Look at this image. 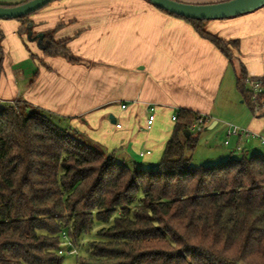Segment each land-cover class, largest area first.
<instances>
[{
  "label": "trees",
  "instance_id": "1",
  "mask_svg": "<svg viewBox=\"0 0 264 264\" xmlns=\"http://www.w3.org/2000/svg\"><path fill=\"white\" fill-rule=\"evenodd\" d=\"M159 9L232 62L238 40ZM29 15L16 18L22 30ZM59 26L35 40L55 42ZM248 77L242 69L237 85L251 103ZM200 116L179 109L158 165L144 168L79 140L52 112L0 101V264H63L71 249L83 252L77 264H264V152L242 147L195 164Z\"/></svg>",
  "mask_w": 264,
  "mask_h": 264
},
{
  "label": "crops",
  "instance_id": "2",
  "mask_svg": "<svg viewBox=\"0 0 264 264\" xmlns=\"http://www.w3.org/2000/svg\"><path fill=\"white\" fill-rule=\"evenodd\" d=\"M231 18L206 26L226 40H238V46H231L230 63L188 21L148 0H54L30 19L40 35L60 25L55 42L32 40L25 33L24 40L8 42L9 52L5 42L4 52L18 66L5 63L0 70V101L22 99L52 112L87 143L131 166L158 165L176 125L172 114L181 108L208 116L200 131L222 124L223 146L209 142L211 148L229 152L227 156L242 147L261 151L264 107L258 115L244 107L237 80L244 69L247 76L264 81V6ZM149 104L157 106L150 130ZM228 123L260 137H228ZM146 150L151 153L141 156Z\"/></svg>",
  "mask_w": 264,
  "mask_h": 264
},
{
  "label": "water",
  "instance_id": "3",
  "mask_svg": "<svg viewBox=\"0 0 264 264\" xmlns=\"http://www.w3.org/2000/svg\"><path fill=\"white\" fill-rule=\"evenodd\" d=\"M54 0H26L22 3L0 5L1 19H16L35 12ZM167 12L191 19L217 20L253 12L264 6V0H226L215 3H188L181 0H148ZM189 135L190 131H186Z\"/></svg>",
  "mask_w": 264,
  "mask_h": 264
},
{
  "label": "rangeland",
  "instance_id": "4",
  "mask_svg": "<svg viewBox=\"0 0 264 264\" xmlns=\"http://www.w3.org/2000/svg\"><path fill=\"white\" fill-rule=\"evenodd\" d=\"M26 1V0H25ZM34 13L29 15V19L31 20L30 17L33 16ZM242 16V15H241ZM226 19H222V20H227ZM8 20V21H5ZM229 20H233L232 18H229ZM8 22V23H7ZM14 22H20L18 19H0V31L2 32V38L0 39V44H1V48H0V61L1 59L3 60V63L1 65L2 69L5 63H8L10 65L15 66L17 68L18 65L14 64V62L12 61L11 56L8 54H6V52H4L5 50V42L7 43V51L9 52L8 49V42L10 40H24V34L27 33L28 35H30V39L35 40V38L39 35V30H36L35 24H28L27 26H29V30H22V24H20V26H18L16 24V26L12 25L15 24ZM209 22H212V20H209ZM232 22V21H231ZM64 33H66L64 31ZM61 36V31L59 32V34L57 35V37ZM11 60V61H10ZM33 62V61H31ZM28 63V62H26ZM25 63V65H26ZM0 67V70H1ZM2 71V70H1ZM245 99V98H244ZM18 99L15 100H10L11 103H15L17 102ZM243 106L248 108V110L250 109V111H252V107H251V103L248 100H245V102L243 103ZM65 122V120H64ZM63 125H65V123H63ZM206 126V125H205ZM221 126L222 124H220L218 127L214 128V129H206V127H204L199 134V143L197 145V148L195 149V156H194V160L193 162L195 164H201V163H215L218 162L222 159H225L226 157H228L227 155L229 154V152L227 154H224L223 151L221 149H216V148H220L221 142H223V138H224V134L221 131ZM72 134H74V132H71ZM227 133V132H226ZM77 138L79 140H83L84 142L86 140H84V137L79 133L77 135ZM228 138V137H227ZM209 142H211L212 146H218V147H213L211 148V144H209ZM262 148V152H264V146L261 147ZM254 150V149H252ZM251 151V150H250ZM78 252L83 253L82 250L77 249ZM65 261L63 264H77V254L76 253H68L67 251L65 252Z\"/></svg>",
  "mask_w": 264,
  "mask_h": 264
},
{
  "label": "built area",
  "instance_id": "5",
  "mask_svg": "<svg viewBox=\"0 0 264 264\" xmlns=\"http://www.w3.org/2000/svg\"><path fill=\"white\" fill-rule=\"evenodd\" d=\"M247 84L249 89L251 90V105H252V110L255 115L261 114L263 107H264V81L261 78H255V77H248L247 78ZM123 107H126V105H123ZM156 104H149L148 105V118L146 121V128L148 130L153 128L154 122L156 120ZM179 115V110L175 111L172 114V120L176 121ZM208 119V116L206 114H201V116L198 118V120L192 125L191 130L193 131H199L202 126L206 123ZM228 128H227V136L230 137L232 135H237V136H248V137H254V138H259L256 133H252L250 130L247 128H243L231 123H228ZM118 127H121V124H117ZM262 141L264 142V138H262ZM226 144L229 143L228 140L225 141ZM150 150L146 151H141L140 155L145 156L146 154H150ZM65 243L66 245H70V241L68 238L65 236ZM67 250L66 248H63L60 252L62 253L63 251ZM68 253H76V249H71L67 250Z\"/></svg>",
  "mask_w": 264,
  "mask_h": 264
}]
</instances>
